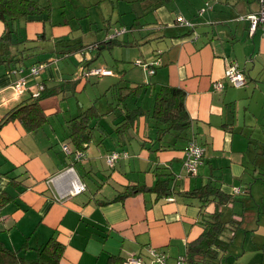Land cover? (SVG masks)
<instances>
[{"label": "crops", "instance_id": "0c3cea01", "mask_svg": "<svg viewBox=\"0 0 264 264\" xmlns=\"http://www.w3.org/2000/svg\"><path fill=\"white\" fill-rule=\"evenodd\" d=\"M52 1L49 20L43 14L46 20L18 24L17 36L28 40L24 56L30 55L17 64L24 65L23 72L0 65V120L34 97L14 90L21 77L33 89L44 81L57 86L56 94L39 101L48 118L43 127L29 131L15 119L0 131V241L19 251L23 264H39L40 251L53 242L64 246L59 264H109L112 256L132 255L149 263V248L178 264L189 244L205 234L204 214L222 211L232 242L221 258L264 264V33L261 27L252 32L247 19L260 11V0H162L157 7L122 0L114 5L116 0H59L60 6ZM94 8L100 17L92 15ZM144 10L146 20L135 22ZM125 13L128 21L134 15V27L120 22ZM92 17L103 24L93 41ZM179 17L194 27L178 26ZM123 29L114 36L117 44L98 48ZM7 30L0 21V35ZM67 38H81L88 46L61 54L59 41ZM153 62L158 63L150 74ZM232 63L243 69L245 87L226 83ZM36 64L44 69L27 76ZM87 65L112 74L86 76ZM65 80L70 82L64 91L58 86ZM218 80L225 83L222 90L214 88ZM119 81L146 86L126 91L128 99L117 107L112 86ZM167 86L184 94L191 119L184 132H164L166 125L152 117L156 94ZM124 107L138 116L123 128ZM89 109L100 114L93 138L75 150L68 122ZM167 142L170 147H164ZM191 142L204 150L196 173L186 167ZM113 152L127 156L110 166ZM78 184L86 189L74 192ZM208 184L221 195L204 204L194 193Z\"/></svg>", "mask_w": 264, "mask_h": 264}, {"label": "trees", "instance_id": "16d2710c", "mask_svg": "<svg viewBox=\"0 0 264 264\" xmlns=\"http://www.w3.org/2000/svg\"><path fill=\"white\" fill-rule=\"evenodd\" d=\"M50 1L45 4L46 2L44 3L41 0H0V21L5 23L8 28V30L4 33L5 35H0V65L9 67L8 70L11 71L15 68L24 70V65L19 64L20 66H17V64L23 62L22 60L24 57H30V55L24 56L26 55V51L29 50V48L25 47L28 40H22V37L19 38L17 36L18 24L20 20L30 21L34 18L39 19L43 14H46L49 20L51 10L54 7ZM119 1L120 0H116L112 3V5ZM122 1L135 4L140 3L139 5L153 2L156 3L154 5L155 7L162 2V0ZM165 1L167 2L169 0ZM173 1L170 0V3H173ZM207 4L209 5V3ZM135 13L138 14L139 12L137 11ZM147 15L148 13L144 10L143 14L140 16L138 15L135 18V22L144 19L146 20ZM41 19L46 20L47 18H40V20ZM135 22H133L131 27L136 25ZM176 24L183 27V25L179 23L178 19L176 20ZM59 43L61 45L57 51L61 54L74 52L78 49L81 50L88 46L85 45L86 43H84L81 38L76 42L74 38H67L60 40ZM117 43V37H114L110 40L98 42V48L103 45L113 46ZM43 49H45V47H42V50ZM87 64L89 65L90 63ZM88 65L83 70H88ZM27 70V74H29L30 67ZM27 76L33 77L30 75ZM68 81L69 80H65V82L60 84L58 87H62L65 91ZM72 82L74 87H76L77 82ZM46 83L47 82L44 81L45 85H42L43 90L40 91V94L37 97H33L30 101L27 100L26 102L21 103L19 106L6 113V115L0 120V131L6 123L15 119L21 121L24 127L29 131H37L43 127V125L48 121V118L40 108L39 101L45 97L56 94L57 91V86L48 87ZM121 83L122 82L119 81L112 86V88L114 87V101H117V107L128 99L129 96L125 95L126 91L127 93H138L144 88V86H146L145 84H136V86H129L130 84H127L125 86H121ZM98 112V109H89L68 122V138H70L69 142L70 144L72 143L75 150H81L83 149L82 145L84 143H90L93 138L92 134L94 129H96L97 126L95 122L100 117ZM121 113H125L122 124L123 128L128 127V123H131V121L134 120V117L138 116L137 111L135 112V110H130L126 107H124V112ZM152 117L156 121L166 125L165 128H162L164 132H171L173 130L184 132L191 126V119L184 105V94L180 89L174 87L172 88L167 86L158 91L154 102V113ZM123 131H125V129L121 130V132ZM164 147H170V143L167 142V144H164ZM131 190L136 191L135 188ZM194 194L198 195L199 198H204V204L216 202L214 196L221 195L219 189L211 184L202 187ZM222 217V211L212 215L204 214L202 225L204 226L205 234L199 240L189 244L187 254L185 256L189 264H220L222 254H225L232 242L225 234V232L229 230L228 222L222 219ZM51 247H56L58 252L55 249L51 250ZM63 250L64 246L59 242H53L52 246L48 243L40 251V256L37 258L36 263L59 264ZM125 260V258L120 256H112L109 259V264H124ZM0 264H23V257L19 254L18 250L9 249L2 241H0Z\"/></svg>", "mask_w": 264, "mask_h": 264}, {"label": "built area", "instance_id": "2783aa9c", "mask_svg": "<svg viewBox=\"0 0 264 264\" xmlns=\"http://www.w3.org/2000/svg\"><path fill=\"white\" fill-rule=\"evenodd\" d=\"M247 19L250 22V30L254 32L258 27H261L263 29L264 33V0H260V11L258 13L250 14L248 15ZM178 21L181 25L187 26V27H194L193 23L184 17H179ZM125 30H118L114 33V36L120 35ZM158 62H153L150 66H152L149 70L150 74L154 73V67L157 65ZM136 65H142V62L140 60L135 61ZM44 69L43 64H36L32 65L29 70V75L36 77L38 76L41 71ZM16 73L23 72L22 69L14 71ZM84 75H109L112 74L111 70H108L103 67L98 68H91L88 70L83 71ZM225 79L226 83L230 86H233L235 88H242L247 85V78L246 75L236 63H232L227 66L225 71ZM225 83L222 81H215L214 82V88L216 90H222L224 88ZM14 90L18 93H22L24 91H30L31 94L34 97H37L40 94V91L43 90L42 85H36V89H33L32 85H28L25 77H21L18 79L13 86ZM67 153H70L71 150L68 146L64 147ZM186 154H187V160H186V167L190 173H196L198 170L199 165L203 162L204 158V150L198 146L196 143L191 142L189 146L186 148ZM121 155L127 156V154H122L119 152H113L108 156V164L110 166H113L115 161L118 160ZM78 157H82V154H78ZM76 193H80L84 191L85 185L84 184H78L75 186ZM147 257L149 258L150 262L147 263L145 260V257L142 255H132L130 257H127V259L124 261V264H168L167 262V256L164 252L158 251L155 248H149L147 252ZM178 264H189L186 260V257H180L178 260Z\"/></svg>", "mask_w": 264, "mask_h": 264}, {"label": "rangeland", "instance_id": "374dc122", "mask_svg": "<svg viewBox=\"0 0 264 264\" xmlns=\"http://www.w3.org/2000/svg\"><path fill=\"white\" fill-rule=\"evenodd\" d=\"M42 2H46L45 4H47V1L48 0H41ZM57 0H53L52 2H56ZM186 2H188L187 0H186ZM60 5H63L62 4V2H59V0L57 1V6H60ZM87 10V9H86ZM123 11L125 12V10L123 9ZM95 12V13H94ZM95 14H97L99 17H100V11L98 10L97 12H96V9L94 8V11H93V14L92 15H95ZM203 13H201V14H199V15H202ZM128 15L125 13L124 15H122V16H120V19L122 20V19H124V20H122V21H120V22H122V23H126V24H128L129 25V27L132 25L131 23H132V21L134 22V20H133V18H134V15H133V18L132 17H130L129 18V20L131 19V21H128V17H127ZM93 18V17H92ZM85 20H88V19H86V18H84ZM93 20H94V18H93ZM115 20H116V18H115ZM93 22H96V23H94V24H92L90 27H91V29L94 31L92 34H91V36H90V39H92L91 41H93L94 39H95V33H96V30L98 29V28H103V24H102V22H101V20H100V18H99V20H94ZM116 22V21H115ZM73 28L75 29L76 28V25H73ZM88 28L89 27H86V30H88ZM115 33V32H114ZM96 40V39H95ZM154 45H157V43H153ZM139 69L138 67H133V69ZM132 69V70H133ZM156 130H158V129H156ZM163 132V131H162ZM234 259L232 258V257H224V258H221V262H220V264H237V263H239V262H234L233 261Z\"/></svg>", "mask_w": 264, "mask_h": 264}]
</instances>
